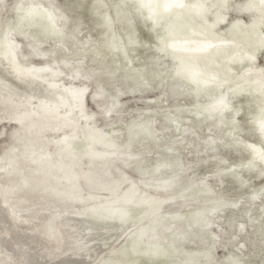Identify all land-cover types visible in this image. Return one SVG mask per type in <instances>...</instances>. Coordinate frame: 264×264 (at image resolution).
<instances>
[{"label":"water","instance_id":"1","mask_svg":"<svg viewBox=\"0 0 264 264\" xmlns=\"http://www.w3.org/2000/svg\"><path fill=\"white\" fill-rule=\"evenodd\" d=\"M0 67L97 264H264V0H0Z\"/></svg>","mask_w":264,"mask_h":264}]
</instances>
